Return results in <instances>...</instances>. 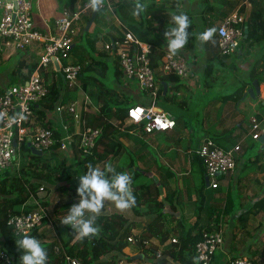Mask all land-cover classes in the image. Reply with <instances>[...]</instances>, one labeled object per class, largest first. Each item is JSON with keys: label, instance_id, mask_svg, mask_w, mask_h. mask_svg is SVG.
Segmentation results:
<instances>
[{"label": "trees", "instance_id": "trees-1", "mask_svg": "<svg viewBox=\"0 0 264 264\" xmlns=\"http://www.w3.org/2000/svg\"><path fill=\"white\" fill-rule=\"evenodd\" d=\"M70 1L72 5L70 8H74L75 0ZM111 1L115 5L120 4L123 0ZM126 1L134 7V0ZM250 2L251 6L243 21V27L247 28V34L241 42L242 46L264 41V9L259 6L257 0H250ZM141 3L145 4L146 8L138 15V19L135 17L133 19H127V17L120 12L118 20L127 27L132 28L131 30L134 32L135 36L153 45L149 55L154 79L159 85V95L156 105L160 106L161 102H165L167 104H176L181 108H187L189 105L188 99L179 96L177 92L171 88V84L180 83L182 78L173 74H160L158 71V55L162 53L163 50L167 49V38H165L163 34L169 28L175 26L172 17L181 12L185 13L191 21L188 28L190 34L189 40L185 47H193L196 26L193 17L194 13L179 7V0H141ZM243 8V5H241L238 11L241 12ZM99 10L100 9L96 11L93 20L94 23L100 21L99 18L97 19ZM91 11L92 9L89 11L88 17ZM214 23L215 21L209 20L207 27H212ZM94 26L95 27L90 31H86L82 28L81 31L73 37V41L74 45L77 41L83 44L86 56L76 60V62L80 64L78 80L83 89H86L88 84L92 86L88 88L87 91L94 101L93 105L88 104L80 111V126L100 128V134L96 139V146L92 154L83 155L78 149L77 136H75L67 151L57 152L48 157L32 155L28 151L29 161L19 169L16 175H11L10 169L0 173V254L1 252H5L10 255V264H20V257L23 254V250L18 249V244L12 246V243L16 242L12 234V229L10 225L7 224V220L10 215L19 212L23 202L27 203L24 206L25 211L33 209V205L29 199L30 194L37 196L41 203L45 205L47 201L38 196L37 193L41 187H45V182L54 183L56 181L65 180L66 170L73 166L81 167L84 174L89 164L103 169L104 165L109 163L108 160L114 158L120 153L121 149H123L128 155L123 156L121 162L125 159L129 160L122 165L119 164L118 167L120 170L115 172H128L132 175L133 183L130 190L136 197V205L132 208L133 214L136 216H150L149 221L146 223L143 230L137 234V237L141 240L153 237L157 239L158 243L161 245L158 258L156 257L158 246L151 243L147 245L139 243V247L141 248L140 252L150 259L153 258L151 264H171V260H175L180 264H197L194 255V244L200 238L202 231L208 230L212 226L218 228L219 222L224 216H226V220L228 218L227 216H229V218L232 217L234 230L243 228L249 216V209L235 213L232 206L233 200L229 198V196L224 198V202L220 206L209 205L208 203L202 205L201 198L204 196V193H211L209 197L213 199V195L215 193H220L222 190L219 185L216 187L208 186L211 188V192H207L204 189L205 182L202 174H199L200 180L199 182L197 181V190L202 194H200V198L199 195L197 197L195 216L193 220L189 221V226L186 227V222L180 219L173 223L172 213L162 211L164 206L163 201L159 199V189L153 180L148 179L143 181L140 180L139 177L142 175L143 171H149L150 165L147 164L151 159L154 160L155 157L146 146V142L143 138L132 133L136 128L141 131L140 126L137 127L133 123H128L126 117L128 103L142 104V102L139 101V95L141 94L135 82H131L130 87L125 85L123 72L117 61L103 47L104 41L107 40L108 36L113 37V34H111V32H109V34H104L102 29L96 25ZM216 40V34L214 33L210 42L212 43L211 48L205 60L204 76H208L212 73L214 61L223 62V57L218 53ZM100 41H102V45L97 49V43ZM237 57L238 55L235 56V58ZM19 61L20 64H18V69L22 67L21 63H25L24 59H19ZM112 65L114 78L108 79L107 71ZM24 66H27L29 70H31L35 66V61L28 65L26 63ZM232 66H235V63H233ZM55 73L57 72H50L51 79L46 83L47 93L45 97L33 106L34 124L40 123L44 126L57 128L51 124L52 122L47 114L56 112L55 108L57 105L66 104L68 101L73 100H65L68 85L63 79V76V81L60 79V85ZM48 74V72L43 73L45 79ZM253 79H256L258 84L264 82V52L250 62V66L248 67V78L226 96H229L234 101L239 100L245 87L250 85ZM63 84L65 85V90L61 91L60 88ZM163 84L166 85L164 94H162ZM77 88L78 87H75L73 89L77 90ZM133 91H138L139 95H137L134 102H130ZM112 96L113 98H111ZM110 98L112 100H110ZM259 105L264 108L261 102H259ZM65 116V119H60L59 125L65 122L68 124L69 130L72 131L74 129L73 118L67 114H65ZM60 117H62V115ZM66 119H70V122ZM258 119H260L259 116ZM196 121L201 123V119H196ZM177 122L178 118H175V123ZM55 131L58 132L57 130ZM232 132L234 131L228 129L220 134H211L207 132V130H202L200 135L198 134L196 137L200 140L201 136L208 135L217 146L227 149L239 141L240 135L236 136ZM119 136H125L129 139L133 143V147L124 145L119 140ZM249 140L250 138H247V141ZM244 143L245 142H242L240 144ZM249 144L253 146L252 142ZM260 146L261 145H259L257 149L260 153L264 154V147L261 148ZM140 148L144 150L139 151ZM196 159L201 173H204L200 158L197 157ZM164 169L166 172L170 171L168 167ZM108 175L111 176L112 174ZM221 177L223 176H219L218 179ZM58 189L62 191L65 190L64 187H58ZM263 202L264 197L256 199L253 202L252 208L262 206L264 204ZM60 220L62 219L53 220L51 224L42 220L40 226L34 233V238L38 239L47 251V264H64L62 255H55L53 253L52 246L55 241L53 231L60 239L66 253L78 258L80 264H93L95 262L100 264H115L118 260L116 255L124 256L122 250L125 247H134L127 241V236L132 234V230L135 228L136 224L134 221L125 217L121 212H101L95 221L96 225L101 229L99 235L97 237L85 238L83 241L75 240V232L70 226L62 225ZM171 238H175V241H171ZM154 256L157 259H154ZM126 257L129 260L139 259L134 257V255L133 257ZM0 264H7L1 256Z\"/></svg>", "mask_w": 264, "mask_h": 264}, {"label": "built area", "instance_id": "built-area-1", "mask_svg": "<svg viewBox=\"0 0 264 264\" xmlns=\"http://www.w3.org/2000/svg\"><path fill=\"white\" fill-rule=\"evenodd\" d=\"M101 8H107L110 11L109 0H103L98 9ZM91 9L90 0H85L76 8L64 7L52 19L49 28L42 31L35 26L32 20L31 0H0V55L4 48H7L6 51L9 52L27 50L37 55L34 68L29 70L24 77L17 75L7 84L0 86V113L5 114L4 118L0 120V173L10 169L11 175H16L19 169L29 161L30 151L27 143L41 151L40 157H48L57 152L67 151L71 146L72 139L77 136L79 151L83 155L93 153L100 128L80 126L79 119L80 111L89 104L87 94L78 104L73 99L66 104L57 105L55 108L60 116L64 113L76 119L77 123L72 131L69 130L68 124L65 122H62L58 128L33 123V106L47 93L46 83L48 81L43 75L44 72H60L68 87H79L80 64L70 61V52L74 45L73 37L86 25ZM100 21L102 22V20ZM243 21L242 15L233 12L224 16L215 26L216 43L221 57L227 58L238 53L245 55L246 49L241 46ZM120 24L122 25L121 33L113 35V37L108 36L103 47L117 61L123 72L125 85L130 87L131 82H135L138 90L144 93L147 98V102L144 104L128 103L127 122L133 123L137 127L140 126L144 134L171 130L175 127V118L171 113L159 109L156 105L159 85L154 79L149 55L153 45L135 36L134 32L126 25ZM91 26H93L92 23L89 28ZM158 60L160 74H173L184 79L191 75L186 57L181 52L170 56L168 49H165L158 55ZM22 111L27 116L26 120L17 123L9 122L8 117ZM262 134H264V122L262 119H258L257 109H252L249 114L247 136L253 142L259 143ZM10 150H13L14 159L7 155ZM238 150V143L223 149L217 146L208 135H204L199 140L194 152L201 160L209 186L216 187L219 176L228 175L234 170L235 153ZM29 196L33 209L25 211L24 206L27 203L23 202L19 212L10 215L7 220L16 242H13L12 246L18 244L25 233L34 237L42 220L50 224L52 222L47 205H43L37 196L33 194ZM53 234L55 238L52 246L53 253L62 255L64 264H80L78 258L66 253L54 231ZM127 241L138 246L139 243L142 245L149 243V240H141L133 234L127 236ZM171 241L174 242L175 238H171ZM222 242L220 226L218 228L212 226L208 230H203L200 238L194 244L197 264H213L214 254ZM0 256L7 264H10V255L1 252ZM156 257H159V249H157ZM115 264L151 263L123 258ZM222 264H255V261L247 256H227Z\"/></svg>", "mask_w": 264, "mask_h": 264}, {"label": "crops", "instance_id": "crops-1", "mask_svg": "<svg viewBox=\"0 0 264 264\" xmlns=\"http://www.w3.org/2000/svg\"><path fill=\"white\" fill-rule=\"evenodd\" d=\"M31 1L32 20L35 26L42 31L49 28L52 23V19L61 11L62 8H70L72 6L70 0ZM84 1L85 0H75L74 8L81 5ZM257 1H260L261 3L264 2V0ZM109 3L111 4V0H109ZM241 5H243L244 8L241 12H239L238 9ZM178 6L186 11L194 13L193 17L196 26L193 47H184L179 50V52L184 54L186 57L191 75L187 79L182 78L178 84H171V88L177 92L179 96L186 97L188 99L189 105L187 108H181L176 104L170 105L177 106L180 109H185V113L189 116L188 118L193 119V121L195 119L194 124L198 126L197 130L199 131V135L202 130H207V132L211 134H220L225 130L231 129L234 131L232 132L233 134L236 136L240 135L239 141L236 143L240 144L245 142L244 144H240L239 150L235 153L234 170L228 175L218 179V185L221 187V190L224 189L225 191L215 193L213 195V199H210L209 193H204V196L201 198L202 205L208 203L209 205L220 206L223 204L224 198L229 196V198H232L233 200L232 206L238 207V212L249 209V216L246 221V225L243 228H237L234 230L233 222L229 216H227V220L226 216H224V220V217L221 219L222 221L220 220L219 226L222 229L223 242L214 254L213 264H222L227 256H247L253 259L255 264H258L259 261L264 264V204L256 208H252L253 202L256 199L264 197V176L259 177L260 174L256 172L255 168L249 169V167H254L256 165L263 166L264 163L259 165L257 157L252 153L255 152L259 155L260 152L257 148L261 145L260 142L255 144L256 142L249 140L252 142V146L249 144L250 142L247 141V138H249L247 136V132L249 130V114L252 109H257L258 116L264 122V108L259 105V102L264 99V82L259 83L260 93L255 100H251L248 96H245L244 98L241 96L239 100L234 101L229 96H226L233 92L231 91L225 94L218 93L213 95L212 98L203 104L199 111L197 107H195V104L192 103V99L197 96V93L195 92L196 89L194 88H201V90H205L214 84V82H220L221 85L229 84L227 80H225V82L222 80L218 81L216 79L210 81L204 79L202 82L197 80V72L201 69L199 61L201 60L205 63L207 53L212 44L210 43L211 41L201 44V42L197 39L198 35L203 33L206 28H215L222 17L233 12H237L245 18L248 14L251 2L250 0H179ZM261 8L264 9L263 7ZM107 15L110 14L105 12L103 17ZM115 19L118 20L117 18ZM209 20H212L213 22L215 21L212 27H207ZM92 24L93 26H91L92 28H89V31L93 29L95 25L94 23ZM111 28L113 27L109 25V29L106 30L103 28L102 31L104 34H109L107 31L111 32ZM120 33L121 32L118 28L116 31L111 32L113 35H118ZM243 48L246 49L245 55L238 53L237 58L233 56L235 65L239 66L240 70L245 73L243 75L244 78L241 79L239 85L248 78V67L250 66V62L264 52V41L251 45H244ZM15 54L18 56V59L12 67L8 69H0V86L7 84L17 75L24 77L29 71V68L24 65H26V63L28 65L29 63L36 61L35 53H32L35 55V57H33L27 50L14 52L6 51L2 54V56L0 55V58L10 60L15 56ZM25 56H28L33 60L30 61L29 59L27 61V57ZM19 59H24L25 63H21L22 67L18 69V64H20ZM222 60L227 62L228 69V66L232 63H229L226 58H223ZM220 65L224 66V63L220 62ZM202 71H204V67L201 69V72ZM249 86L250 85L246 86L245 90ZM196 99L197 97L195 100ZM139 101L144 104L147 102V99L146 101H143L142 98L139 97ZM158 108L171 113L174 118H178V122L175 123V127L173 129L167 131H156L151 133L148 137L147 144L154 147V149H152L155 152V158L154 160L151 159L147 164L150 165L149 171L142 172L143 175H146V178L142 180H153L159 189V199H162L163 201V211L172 213L173 215L172 222L174 223L180 219L181 221L186 222L185 226L188 227L189 221L192 219H189L185 215V212H190V215L195 212V206L197 205L198 199L197 197L199 195L200 198V194H202L197 190L199 182L197 176L198 174H202L203 177L204 173H201L196 159L198 156L194 152L199 142V138H192L191 133L195 130H193L192 124L191 126H188V122L183 120L184 117L176 116L177 113L171 112L170 109L166 107L158 106ZM47 116L50 118L52 122L51 124L57 128L60 126V119L66 118L65 114H62V117H60L56 112H54V114L52 112L48 113ZM196 119H201V123H198ZM73 122L74 126H76V119H73ZM143 150L144 149L142 148V151ZM195 163H197V168L191 169L192 164ZM165 167H168L170 171L166 172L164 169ZM233 184L242 187L239 189L241 192L245 193H237V195L229 193ZM217 198H220V201L216 200ZM140 231L132 234L137 235ZM147 240H149V243L158 246L159 250L161 249V245L158 243L157 239L150 237L147 238ZM131 246L134 247L132 248L127 246L122 250L124 256L116 255V258L118 260L123 258L129 260L126 256L133 257V255L139 253L141 254V258L138 260L151 263L153 258L150 259L147 256H144V254L140 252L141 248L138 245L131 244ZM154 259L157 258L154 256ZM171 264L180 263L175 260H171Z\"/></svg>", "mask_w": 264, "mask_h": 264}, {"label": "rangeland", "instance_id": "rangeland-1", "mask_svg": "<svg viewBox=\"0 0 264 264\" xmlns=\"http://www.w3.org/2000/svg\"><path fill=\"white\" fill-rule=\"evenodd\" d=\"M258 2H259V6L264 8V2L263 3H261L260 1H258ZM111 4H110V6H111L110 11L107 10V8H101L98 12L97 19L100 17L102 22L99 21L98 23H95V25L97 27H99L100 29L104 28L107 30V29H109V25H111L113 27V28H111V32L116 31L117 28L119 30L122 29V25L120 24L119 20L115 19V18L119 19V13L120 12L123 13L127 17V19H133L134 17L138 19V15H133L134 7L132 5H130L126 0H123L120 2V4H115V5L111 1ZM105 12L109 13L110 15L103 17V13H105ZM130 29H132V28H130ZM80 30L78 32H80ZM107 32L109 33V31H107ZM120 32H121V30H120ZM101 45H102V41L98 42L97 43V49H99L101 47ZM6 50H7V48H4L2 54L5 53ZM2 54H1V56H2ZM35 55L32 54L33 57H35ZM236 55H233V56H236ZM85 56L86 55H85V50H84L83 44L80 41L75 42V45L73 46V49L70 52V61H76L77 59L84 58ZM233 56H228L226 58L229 63H232V64L235 63ZM25 57H27V61L29 59H30V61L33 60L32 58H29L28 56H25ZM17 59H18V56L16 54L10 60H4V59L0 58V69L1 68H5V69L11 68ZM36 59H37V55H36ZM223 63H224V66L220 65L219 61H214L212 73L208 76H204V73H203V71L201 72V69L204 67L205 63H203L201 60L199 61V64L201 66V69L199 70V72H197V80H199V82H202L204 79H207L208 81L216 79L218 81L222 80L224 82H225V80H227V82H229V84H222L221 85L220 82H214V84H212L209 88H207L205 90H201V88H194V89H196L195 92L197 93V96H196L197 101L195 100V98H196L195 97L192 99V103L195 104V107H197L198 111L207 100L212 98L213 95L218 94V93L225 94V93L233 91L236 88V86L239 85V83L241 82V79L244 78L243 75L245 73L242 70H240L239 66H237V65L232 66V64H231L228 66V69H227V62L224 60ZM49 71H50V67H49ZM107 72H108V79L109 78L113 79L114 78L113 77V65L110 68H108ZM55 74L58 77L59 84L61 85L60 79L63 81L62 74L60 72H57ZM50 79H51V74L49 73L47 75L46 81L49 82ZM78 84H79V87L77 88V90L72 89L71 87L67 86V92H66L65 100L67 101L70 99H75L77 101V104H78L79 102H81L84 95L87 94L89 97V105H91V104L93 105V103H94L93 98L90 97V95L87 91V89L91 88L92 86L88 84L87 88L83 89L81 87L79 80H78ZM233 84H235V85H233ZM126 86H127V84H126ZM60 89H61V91L65 90V85L63 84ZM139 93L141 95H139ZM139 93H138V91H133L132 99L130 100V102H134L136 100L137 95H139L143 101H146L147 98L145 97L144 93H141L140 91H139ZM198 97H200V98H198ZM111 98H113V96ZM111 98H110V100H112ZM160 106L170 109V111L173 113L174 112L177 113L176 116L184 117L185 121L188 122L187 123L188 126H191V124H192L193 130H195V131H193V133H191L192 138H195L199 134V131L197 130L198 126H196L194 124L193 119L188 118L189 116L185 113L186 112L185 109H180L177 106H174V105L172 106L170 104L166 105L165 102H161ZM52 113L54 114V112H52ZM67 118H69V117H67ZM66 120L70 122V119H66ZM132 133L137 134L141 138H143V140L146 142V146L151 150V153L153 155H155V152L153 150L154 147L147 144L148 143V141H147L148 137L151 134L146 135L142 131H140L139 129L132 131ZM202 137L203 136L200 137V140ZM119 140L124 145H126L128 147H133V143L129 139H127L125 136H119ZM139 151H142V148H140ZM252 153L254 156L257 157V159L259 161V163H258L259 165L264 163V154L263 153H259V155H257L255 152H252ZM126 155H128L126 153V151L121 149L120 153H118L114 158L108 160L109 163H111L112 167L115 169V171L120 170L118 167L119 164L122 165L126 161L129 160V159H125L123 162H121V158L123 156H126ZM252 165H254V164H252ZM196 168H197V163L192 164L191 169H196ZM252 168H255L256 172H258L260 174L259 177L264 176V165L263 166H257L256 165L254 167H249V169H252ZM82 175H84L82 168L79 166H73V167L66 170V179L65 180L56 181L54 183L45 182L44 183L45 187L44 188L41 187L38 190V192H37L38 196H40L42 199L47 201L46 205L48 208V213L52 217V222H53V220L63 219L67 215V211L69 210L71 205L78 202L79 197L76 194V186L78 185V177L82 176ZM191 176H192V174H191ZM139 177H140V180H142V179L146 178V175L142 174ZM197 179L200 180L199 174L197 176ZM57 186L58 187H64L65 190L62 191V190L58 189ZM241 186H243V185H241ZM239 188H242V187H239L238 185L233 184L232 188L229 190V193L236 194V195H237V193H245V192H241V190ZM204 189L207 192H211V188H209L208 186H205ZM224 191L225 190L222 189V192H224ZM216 200L220 201V198H217ZM238 210L239 209L237 206L233 207V211L235 213H238ZM113 211L121 212L129 220L135 221L136 225H135V228L132 230V233L142 230V228L145 227L146 223L150 219L149 215H143V216L134 215L133 214L134 212L132 209L127 210V211H123V212L119 211L116 209L115 205L112 202L106 201L104 208L102 209L101 212L109 213V212H113ZM190 214L191 213L188 211L185 212V215L189 219L191 218L193 220L195 212L192 215H190ZM224 219H225V217L223 218V220ZM231 220H232V217H231ZM258 264H262V263L259 261Z\"/></svg>", "mask_w": 264, "mask_h": 264}, {"label": "clouds", "instance_id": "clouds-1", "mask_svg": "<svg viewBox=\"0 0 264 264\" xmlns=\"http://www.w3.org/2000/svg\"><path fill=\"white\" fill-rule=\"evenodd\" d=\"M102 3L103 0H90V7L97 10ZM145 8L146 5L141 3V0H134L133 15H139ZM172 21L175 26L169 28L163 35L167 38L168 54L175 56L188 43L190 35L188 28L191 21L183 12L174 15ZM215 31L214 27L208 28L200 33L197 39L201 44L209 42L212 40ZM4 115V113H0V120L4 118ZM26 119L27 116L23 111L8 117L10 123H17ZM12 151L10 150L7 155L9 158L14 159ZM108 174L112 175L109 176ZM132 183L133 179L130 173L115 172L111 163H106L103 169L94 167L92 164L87 165L85 174L78 177L76 188V194L79 197L78 202L71 205L67 215L60 220L61 224L72 228L77 241L97 237L101 229L95 221L101 214L106 201L112 202L116 209L122 212L135 207L136 197L130 190ZM17 246L18 249L23 250L20 264H47V251L38 239L25 233Z\"/></svg>", "mask_w": 264, "mask_h": 264}, {"label": "water", "instance_id": "water-1", "mask_svg": "<svg viewBox=\"0 0 264 264\" xmlns=\"http://www.w3.org/2000/svg\"><path fill=\"white\" fill-rule=\"evenodd\" d=\"M96 11L97 10H93L92 9L91 14L89 16V19L87 20L86 25L84 27V30H86V31L88 30L89 26L91 25V23L94 20ZM243 32H244L243 33V38H245L246 34H247V28L246 27H244ZM165 91H166V85L163 84L162 85V94H164ZM259 93H260L259 84H258L256 79H253L250 82V86L242 93V98H244L245 96H248L251 100H255L256 97L259 95ZM261 103L264 105V99L261 100ZM259 142L261 144V148H263L264 147V134H262L260 136ZM13 144H15V141H13ZM27 146L29 147V151H30V153L32 155H36V156H40L41 155V151L40 150L35 149L33 146L29 145V143H27ZM203 180L205 182V185L208 186L209 185L208 178H207V175L205 173L203 174ZM134 257L141 258V254L134 255Z\"/></svg>", "mask_w": 264, "mask_h": 264}, {"label": "bare ground", "instance_id": "bare-ground-1", "mask_svg": "<svg viewBox=\"0 0 264 264\" xmlns=\"http://www.w3.org/2000/svg\"><path fill=\"white\" fill-rule=\"evenodd\" d=\"M261 96H263V95H261Z\"/></svg>", "mask_w": 264, "mask_h": 264}]
</instances>
